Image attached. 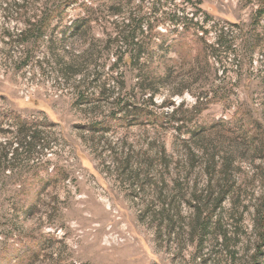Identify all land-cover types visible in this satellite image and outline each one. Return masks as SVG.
<instances>
[{
  "label": "rangeland",
  "instance_id": "obj_1",
  "mask_svg": "<svg viewBox=\"0 0 264 264\" xmlns=\"http://www.w3.org/2000/svg\"><path fill=\"white\" fill-rule=\"evenodd\" d=\"M10 119L43 144L0 172V264H252L264 0H0V130Z\"/></svg>",
  "mask_w": 264,
  "mask_h": 264
},
{
  "label": "trees",
  "instance_id": "obj_2",
  "mask_svg": "<svg viewBox=\"0 0 264 264\" xmlns=\"http://www.w3.org/2000/svg\"><path fill=\"white\" fill-rule=\"evenodd\" d=\"M52 19V18H51ZM50 19V20H51ZM47 26L49 23H46ZM75 30H77L76 25L74 26ZM138 34H143L142 31V24L138 25L131 33V40L134 42L137 39ZM187 34V28L185 25H182L180 31H175L173 33L174 39L172 41L171 48H177L179 44H187L184 37ZM139 50L133 58V56H127L124 59H119V62L124 63L125 65H131L133 62H137L140 58ZM137 60V61H136ZM127 108V107H126ZM125 110V107L124 109ZM135 115L146 114L147 117H151L153 119H146L147 122L150 124H157L163 125V122L166 119V116H159L158 118L156 115L151 113H145L146 111H142L141 109H133ZM125 112V111H123ZM126 115L123 121L130 120L129 123H133L135 119H127ZM13 122V129L12 131L7 130H0V137L7 138V143L0 146V172H8V170H14V164L18 162L22 157L31 158L34 153L36 152V148H39L43 144V139L40 137L39 132L35 125L31 122L25 121L24 119H10ZM238 120V119H237ZM244 121L249 119H242ZM27 164H29V160H27ZM16 168V167H15ZM37 175L31 174V178H37ZM228 193L226 190L223 192L220 191L217 195H208L206 199L203 200V203L206 207L210 208L208 211L203 212L197 207H194L195 212V224L193 229L199 230L202 229L206 230L209 227L211 220H213L216 210L218 207L222 205L224 200L226 199ZM213 198V200H210ZM200 206V205H199ZM254 224H255V235H256V248L253 254L252 264H261V260H264V199H260L259 203H257L255 210H254ZM203 225H200V224ZM199 228V229H198ZM205 233V232H203ZM225 238V237H224ZM262 250V251H261Z\"/></svg>",
  "mask_w": 264,
  "mask_h": 264
}]
</instances>
